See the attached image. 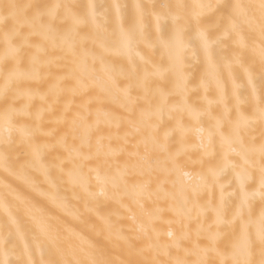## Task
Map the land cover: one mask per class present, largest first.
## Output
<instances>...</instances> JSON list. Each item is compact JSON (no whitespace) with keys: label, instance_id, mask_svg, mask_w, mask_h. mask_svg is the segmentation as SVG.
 Segmentation results:
<instances>
[{"label":"snow or ice","instance_id":"6c2138e0","mask_svg":"<svg viewBox=\"0 0 264 264\" xmlns=\"http://www.w3.org/2000/svg\"><path fill=\"white\" fill-rule=\"evenodd\" d=\"M0 264H264V0H0Z\"/></svg>","mask_w":264,"mask_h":264},{"label":"bare ground","instance_id":"6f19581e","mask_svg":"<svg viewBox=\"0 0 264 264\" xmlns=\"http://www.w3.org/2000/svg\"><path fill=\"white\" fill-rule=\"evenodd\" d=\"M105 2H108V3H110V2H112V0H105ZM119 2L120 3H134V2H136V0H119Z\"/></svg>","mask_w":264,"mask_h":264}]
</instances>
